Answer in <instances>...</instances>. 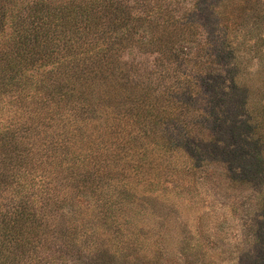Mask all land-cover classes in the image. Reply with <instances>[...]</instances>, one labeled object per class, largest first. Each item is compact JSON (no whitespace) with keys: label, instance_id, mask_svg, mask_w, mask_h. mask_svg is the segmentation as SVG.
<instances>
[{"label":"rangeland","instance_id":"1","mask_svg":"<svg viewBox=\"0 0 264 264\" xmlns=\"http://www.w3.org/2000/svg\"><path fill=\"white\" fill-rule=\"evenodd\" d=\"M0 264H264V0H0Z\"/></svg>","mask_w":264,"mask_h":264}]
</instances>
